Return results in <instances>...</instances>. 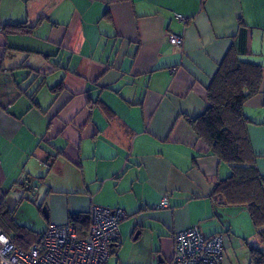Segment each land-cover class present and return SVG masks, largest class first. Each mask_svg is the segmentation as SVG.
Returning a JSON list of instances; mask_svg holds the SVG:
<instances>
[{
    "label": "crops",
    "instance_id": "crops-1",
    "mask_svg": "<svg viewBox=\"0 0 264 264\" xmlns=\"http://www.w3.org/2000/svg\"><path fill=\"white\" fill-rule=\"evenodd\" d=\"M22 22L30 31L7 27ZM230 46L262 67L243 112L264 176V0H0V201L13 215L16 199L34 196L43 230L92 204L120 207L111 254L132 244L160 264L174 232L199 225L224 234L222 264H241L231 245L248 248L243 229L255 228L245 206L212 195L230 167L189 123Z\"/></svg>",
    "mask_w": 264,
    "mask_h": 264
},
{
    "label": "trees",
    "instance_id": "trees-1",
    "mask_svg": "<svg viewBox=\"0 0 264 264\" xmlns=\"http://www.w3.org/2000/svg\"><path fill=\"white\" fill-rule=\"evenodd\" d=\"M13 31L27 32L25 23L9 24ZM262 67L242 61L230 46L206 86L207 107L190 119V127L208 150L230 167V173L217 180L212 195L229 206H245L251 222L264 241V176L257 170L247 125L252 121L243 112L244 103L260 91ZM62 85L55 86L60 89ZM103 108L109 112L103 104ZM44 177L27 178L26 185L37 187ZM66 222L84 235L90 222L88 212L69 213ZM0 228L22 249L29 248L41 233L17 223L4 199L0 201ZM252 264H264V252L248 245Z\"/></svg>",
    "mask_w": 264,
    "mask_h": 264
},
{
    "label": "built area",
    "instance_id": "built-area-1",
    "mask_svg": "<svg viewBox=\"0 0 264 264\" xmlns=\"http://www.w3.org/2000/svg\"><path fill=\"white\" fill-rule=\"evenodd\" d=\"M206 0H201L204 2ZM174 17L187 19L179 13ZM178 46L182 37L169 34ZM163 195L158 207H168ZM90 222L84 235H79L71 222L52 223L43 230L27 249L17 246L0 228V264H106L113 246L121 241L120 224L126 213L120 207L92 204ZM173 251L166 264H222L225 236L217 232L205 236L199 225H190L174 232Z\"/></svg>",
    "mask_w": 264,
    "mask_h": 264
},
{
    "label": "rangeland",
    "instance_id": "rangeland-1",
    "mask_svg": "<svg viewBox=\"0 0 264 264\" xmlns=\"http://www.w3.org/2000/svg\"><path fill=\"white\" fill-rule=\"evenodd\" d=\"M29 196H31V200H27V198L16 199V202H19V204L14 210L13 216L19 223L29 226L33 230L40 232L46 225L44 209L39 208V200L38 202H34L36 198L34 196L32 197V195ZM121 228L122 227H120V230ZM243 230L244 238L247 239L251 245L260 249H264V241H262L258 233L251 225L248 226L247 230L245 227ZM231 247L232 252H235L233 248H237L235 254L237 255L240 263L248 264V248L245 246V244L242 241L234 240ZM134 251L135 246L126 243L122 248V252L111 254L106 264H160L158 261L154 262L148 257L137 258L134 255Z\"/></svg>",
    "mask_w": 264,
    "mask_h": 264
}]
</instances>
